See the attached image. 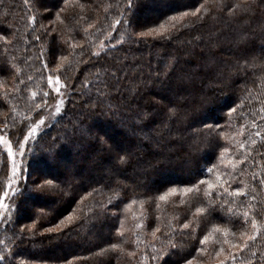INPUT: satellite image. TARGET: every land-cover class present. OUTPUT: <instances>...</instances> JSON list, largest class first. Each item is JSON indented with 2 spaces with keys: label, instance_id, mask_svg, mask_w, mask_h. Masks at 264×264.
Returning a JSON list of instances; mask_svg holds the SVG:
<instances>
[{
  "label": "trees",
  "instance_id": "trees-1",
  "mask_svg": "<svg viewBox=\"0 0 264 264\" xmlns=\"http://www.w3.org/2000/svg\"><path fill=\"white\" fill-rule=\"evenodd\" d=\"M128 3L0 0V127L14 143L22 140L40 112L32 109L46 100L48 74L67 90L59 114L50 115L57 103L49 96L42 110L48 121L21 158L25 173L15 191L23 194L7 198L1 252L15 253L12 264H264V0L235 14L230 9L243 0H132L131 10ZM121 12L147 27L189 15L160 38L140 37L147 28L123 23L113 29ZM49 150H58L55 161ZM29 162L46 174L33 172L30 181L59 184L49 200L31 183L24 190ZM9 175L0 148V191ZM198 180L243 194L209 203L207 184L198 193L185 190ZM73 209L79 219L64 235L44 233ZM33 220L42 226L35 236L25 231L21 242L13 230L19 234ZM219 253L224 258L216 261Z\"/></svg>",
  "mask_w": 264,
  "mask_h": 264
},
{
  "label": "snow or ice",
  "instance_id": "snow-or-ice-1",
  "mask_svg": "<svg viewBox=\"0 0 264 264\" xmlns=\"http://www.w3.org/2000/svg\"><path fill=\"white\" fill-rule=\"evenodd\" d=\"M254 0H243V3L240 5H234L233 8L230 9V12H232L233 14H235V9L239 8L241 12L243 13H247L249 11H251L252 9V4H253ZM134 7V5L132 4V0H129L128 3V7L127 10H131ZM200 9H197V12H199ZM189 15L188 12H181L179 14V16H172V17H168L165 21L160 22L157 24V22L152 21V23L157 24V26L155 27H147V24L149 23L148 21H141L139 19H137L135 16L133 17H129L127 19H123L124 13L121 12L120 16L121 18L116 19L114 24L111 25V27L113 29L116 28L117 25L120 24H126L129 27H142V28H147L146 31H141L139 33H137L138 36L143 37V36H156V37H160V38H165L166 36H168L170 34V31L172 29H175L177 27V24L180 22V20L184 19L185 17H187ZM193 15H195V13H193ZM30 22L31 23H35V17H30ZM89 27H91V25H89ZM111 34H109L110 36ZM0 39H3V37H0ZM34 39L36 40H40V36H35ZM7 43V42H6ZM104 45H102L103 47ZM100 53H93V55H99ZM44 67H47V63L45 62ZM0 71H2V69H0ZM29 80H31V77H29ZM51 78H49V83H51ZM21 83H23V81H21ZM57 83H59V80L57 79ZM87 86V85H84ZM16 91H20V89L17 87L15 89ZM57 94H59V89H57ZM44 96L47 97L48 93L45 92ZM63 101L60 100L57 102L56 108H55V112L57 114H59L61 112V108H60V103H62ZM45 105L47 104V101H44ZM40 105H36L35 109L32 110H39L40 109ZM231 111H234V109H232ZM45 123V120L43 117L40 118V120H38L36 122L35 125H33L32 127L29 128V134L24 135L23 140H17L15 141V147H16V151L20 152L21 157H23L24 155V151L26 150V144L27 141L30 139L31 136H34L36 134V128L40 125H43ZM5 127H7V124H5ZM206 128L209 129V131H211V126L210 125H205ZM256 136H260L261 133L260 132H256L255 133ZM100 143L103 144L105 142V138L104 137H100L99 138ZM0 141H3L4 144H6L7 147V155L8 157H13L14 153H13V141L11 139H5L3 135H0ZM55 143V141L53 142ZM252 143H256L255 140L252 141ZM241 147L243 148L244 145L242 144ZM110 151L112 150L111 148L109 149ZM118 153L121 152V149H115ZM225 151H227V149H225ZM45 155L47 157H49L52 161H55L57 156H58V150L52 151L49 150L47 153H45ZM119 161L122 164H127L129 162V154L125 153L124 155H120L119 156ZM29 171H27V174L24 175V179H23V188L24 190H29V184L31 183L32 185L35 186V192L37 193L36 196H39L42 199H47L49 200V196L47 195L48 190L49 189H57L59 188V184L54 183V178H47V179H42V182H37V180H29V177L32 175L33 172L36 173L38 179L42 178L44 175H46L43 170L39 167L36 168H32L31 164L29 162ZM212 171V169H208V172L210 173ZM25 173V169L20 168L18 169L17 165L15 164V161L13 160V164H12V170H11V176L8 177V183H7V189L8 191H12L13 195H22L23 193H17L15 191V189H13V183H15L16 188H20V176L21 174ZM50 175V174H47ZM255 178V177H254ZM220 177L217 176V180H219ZM261 184H264V178L261 179ZM202 184H207V188L205 189L204 195L209 198V203H215L214 197H219L220 199H224L225 195L229 196V197H233V196H239L243 194V191L240 189H235L230 191L228 187H225L223 184H213L212 182H209L207 180H198L196 184L191 185L190 188H186V191L189 190H195L197 193L200 191L199 185ZM93 191H95V189H93ZM4 197H7V191L4 193ZM83 199V197L81 198ZM165 197L164 196H160V200H164ZM50 202L52 204H55L56 201L55 199H51ZM111 203V201H110ZM0 207H8L7 205H3L2 202V198H0ZM20 210V205L16 204L13 206V211L15 212H19ZM54 213V216H62L64 212H67V208L62 209L61 211H57L55 209L52 210ZM76 209H73V211L71 213H69L68 215H64L62 219H59L58 222L56 223H52V226L44 228V233L47 234H55V233H59L60 235H64V229L67 228L68 225L72 224L74 221L78 220L79 217L76 215ZM197 211H201V209H197ZM43 216V214H42ZM244 217L245 219V223L247 222V217H248V212L244 213ZM3 218V213H0V219ZM30 218V217H29ZM19 216L16 217V220L13 221L11 218H9L8 220L5 221L3 227L4 230L7 231L8 228L10 227L11 224L18 223L19 222ZM252 223V227L254 229L257 228V220L256 219H252L251 221ZM38 226H42L39 224V221L37 220H33L32 223L30 225H22L21 229H20V233L17 234L14 230H13V235L17 237L18 240H20L21 242L24 239V232L28 231V233L31 236H35L36 234V228ZM137 227H140V225H137ZM183 229H188L189 228V223H184L181 226ZM157 231H159V229H157ZM258 231V229H257ZM175 234V232H173V235ZM122 235V233H121ZM153 235H155V233H153ZM49 239L52 238L51 235L48 236ZM208 235H205L203 237V239L200 240V244L203 245L205 243V241L208 240ZM249 241H255L256 240V233H253V235L248 237ZM5 244V241H0V245ZM15 247V245H14ZM112 248H116L117 245H112ZM171 247L175 248L176 244L175 243H171ZM243 247H247L246 245H243ZM153 252H155V248L153 247ZM15 255L14 252L9 251L7 252V254L5 252H0V264H12V260L11 257ZM253 255H255V253H253ZM162 255H152L150 257L151 260H158L161 259ZM233 259H235V257H233ZM66 264H72L71 261H66ZM187 264H192V261L189 260L187 261ZM221 264H224L223 261H221Z\"/></svg>",
  "mask_w": 264,
  "mask_h": 264
},
{
  "label": "rangeland",
  "instance_id": "rangeland-1",
  "mask_svg": "<svg viewBox=\"0 0 264 264\" xmlns=\"http://www.w3.org/2000/svg\"><path fill=\"white\" fill-rule=\"evenodd\" d=\"M49 78H51V81H52L51 83H49ZM57 79L59 80V83H57ZM46 82H47V88H48L47 89L48 96L46 97V100L45 101H47L48 98H49V96L52 95L53 96V99H55V102L54 103L56 105V103L58 101L62 100L64 98V96L66 95V91L67 90H66L65 83L57 75H49V74H48V77L46 79ZM57 89H59V94H57ZM47 103H48V101H47ZM50 104L48 105V107L50 106ZM40 106H41L40 109H39L40 112L35 117L29 119V121L27 123L28 126H27V130H26L25 135L29 134V128L32 127L33 125H35L36 122L38 120H40L41 117L44 118L45 123L43 125H40V126H38L36 128V134L39 133L40 129H42V128L45 127L46 122L48 121V117L46 115L44 116V112H42V110H44V108H45L44 107L45 106V103H43ZM48 107H46L45 110H47ZM54 112L55 111H52V113L50 112L51 113L50 115H53ZM41 113H43V114H41ZM0 135H3L5 139H11L8 136V130H6L4 127H0ZM34 136H31L30 137V139L27 141L26 146L30 143V141L34 138ZM22 140H23V138H22ZM7 147L8 146L6 144H4L3 141H0V148L6 153V155H7ZM13 153H14V155L11 158L8 157V155H7L8 161H9V165H10V175L9 176H11V170H12L13 160L15 161V164L17 165L18 169H20L21 164H22V162H21V158L22 157L20 155V152L16 151V147H15V143L14 142H13ZM61 163L63 165L65 164L63 161H61ZM7 183H8V181H7ZM7 183L5 184V186L3 187V189L0 191V198H2L3 205H7V198L12 193V191H8V189H7ZM13 189H15V183H13ZM6 191H7V197L5 198L4 197V193ZM4 211H7V207L6 208L5 207H0V213H3V215H4ZM0 221H1V219H0ZM0 230H1V228H0ZM0 252H1V250H0ZM224 255L225 254H223V253L217 254V257H215V260L218 261L220 259H223L224 258ZM215 260H213V261H215ZM183 264H187V263H183ZM192 264H199V263H196V262L192 261Z\"/></svg>",
  "mask_w": 264,
  "mask_h": 264
}]
</instances>
